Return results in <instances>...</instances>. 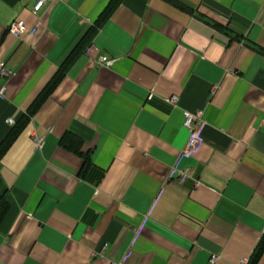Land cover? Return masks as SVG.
Instances as JSON below:
<instances>
[{"label":"crops","instance_id":"1","mask_svg":"<svg viewBox=\"0 0 264 264\" xmlns=\"http://www.w3.org/2000/svg\"><path fill=\"white\" fill-rule=\"evenodd\" d=\"M36 2L0 0V62L16 73L0 79V146L78 55L0 160V264L250 263L264 238V0ZM18 20L42 25L20 40Z\"/></svg>","mask_w":264,"mask_h":264},{"label":"built area","instance_id":"2","mask_svg":"<svg viewBox=\"0 0 264 264\" xmlns=\"http://www.w3.org/2000/svg\"><path fill=\"white\" fill-rule=\"evenodd\" d=\"M58 0H37L36 4L33 7L34 14L40 13L45 7H51L56 4ZM42 23L41 20L37 22L34 27H29L27 23L23 20L15 21L9 27V33L14 37L25 40L28 37L36 36L40 30ZM96 51L95 48H89L86 53L89 55ZM114 60L109 59L106 56L99 57L98 64L102 67H111ZM16 73L7 68L6 62H0V79L6 81L13 78ZM8 90L5 86L0 88V99H6ZM177 98H172L171 102L176 103ZM203 112L189 113L187 114L184 126L189 130V137L185 149L183 150L184 154H190L196 150L200 144L199 132L204 122ZM11 124H14L13 120H10ZM34 141L36 142L37 149L41 148L44 143L43 137H35ZM179 181L184 182L189 178V174L184 171H178ZM218 257L216 255L212 256V263H214ZM241 264H249L248 259H244Z\"/></svg>","mask_w":264,"mask_h":264},{"label":"trees","instance_id":"3","mask_svg":"<svg viewBox=\"0 0 264 264\" xmlns=\"http://www.w3.org/2000/svg\"><path fill=\"white\" fill-rule=\"evenodd\" d=\"M109 13V10H108ZM107 15L103 17V19L106 18ZM96 31L92 30L90 34H94ZM78 55V48L69 56V58L66 60L64 65L62 66L61 70L56 74L54 79L50 82V84L46 87V89L41 93V95L37 98V100L34 102L30 110L28 111L27 115H24L19 122L16 123L13 130L11 131L10 135L7 137L6 141L0 146V160L2 156L4 155L5 151L11 146L12 142L15 140L21 129L25 126V124L29 121L30 117L35 115L42 105L45 103V101L50 97V95L53 93L55 88L58 86V84L62 81L64 76L66 75L67 69L73 64V62L76 60V57ZM61 145L66 149L76 154H81L80 149L83 146V141L81 138L76 136L73 133H66L62 140ZM86 157V161L88 162V156ZM87 164V163H86ZM10 209L9 203L6 200H2L0 203V227L8 214ZM264 253V238L262 239L260 246L258 247V250L250 260L249 264H258L262 254Z\"/></svg>","mask_w":264,"mask_h":264}]
</instances>
